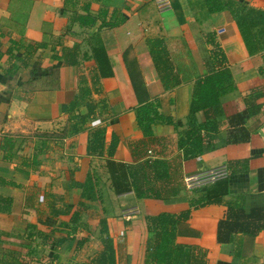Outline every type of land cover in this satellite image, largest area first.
Returning a JSON list of instances; mask_svg holds the SVG:
<instances>
[{"label": "crops", "instance_id": "0c3cea01", "mask_svg": "<svg viewBox=\"0 0 264 264\" xmlns=\"http://www.w3.org/2000/svg\"><path fill=\"white\" fill-rule=\"evenodd\" d=\"M88 1L87 12L94 17L90 25L75 19L84 12V0H0V144L4 136L13 142L6 149L0 145V175L14 182L0 186V193L12 198L10 211L0 213V250L10 261L21 258L29 264L34 259L44 264L52 254L63 264L86 262L100 246L98 238L94 237L95 243L87 238L80 245L76 238L55 242L65 229H51L59 228L56 223L66 216L38 214L34 206L45 189L72 203L79 189L70 182L83 180L89 171L100 195L95 216L102 207L116 264H146L149 232L143 216L187 208V200L214 180L205 179V174L224 167L227 192L219 202L190 207L189 216L177 224V240L198 244L206 264H264V35L259 47L249 52L228 12L209 13L201 0H170V6L162 9L154 0ZM244 2L246 7L264 9V0ZM208 30L215 32L235 84L220 96L224 116L235 112L238 116L232 123L223 121L200 154L181 161L182 177L195 175L200 177L197 182L187 186L183 181V188L167 199L135 197L131 190L115 194L105 156L86 153L89 131L104 127V145L111 133L117 136L112 154L117 161L146 155L174 157L193 84L212 68L203 37ZM151 36L163 38L179 77L169 89H163L148 52L146 39ZM94 42L102 44L111 68L110 75L100 77L98 92L90 83ZM5 68L11 71L4 73ZM79 86L90 89L85 99L94 104L83 120L79 116L85 105L63 109ZM147 100H157L158 110L173 122L152 124L150 140L134 118V108ZM9 152L13 155L4 157ZM20 156L27 163L23 169ZM26 198L31 206L24 204ZM228 206L236 208L238 221L228 237L219 240L217 223L225 218ZM44 217L51 218L52 226ZM95 226L77 229L91 232ZM38 230L47 236L33 233ZM35 247L41 254L38 250L37 256L33 254Z\"/></svg>", "mask_w": 264, "mask_h": 264}, {"label": "trees", "instance_id": "16d2710c", "mask_svg": "<svg viewBox=\"0 0 264 264\" xmlns=\"http://www.w3.org/2000/svg\"><path fill=\"white\" fill-rule=\"evenodd\" d=\"M201 3L209 13L220 10L228 12L249 52L259 47L260 40L264 35V9L246 7L244 0H201ZM88 6L89 1L84 0L81 6L84 12L75 16L80 24L90 25L94 21V17L87 12ZM255 25L258 27L253 30L252 27ZM203 37L204 41L209 44V62L212 68L207 74L197 78L193 84L184 125L177 130L175 142L179 152L174 157L146 155L131 162L117 161L112 158L117 136L111 133L109 140L104 145V127L93 128L89 131L86 153L105 156L110 185L115 194L131 190L135 197L157 199H167L176 195L184 186L180 170L181 161L200 154L215 138L223 121L232 123V118L238 116L236 112L224 116L220 102L221 94L235 88L224 50L215 38L213 30L203 32ZM146 43L163 89H169L179 83V77L173 68L163 38L161 36L147 37ZM90 52L95 62L90 73L91 89L98 92L100 77L110 75L111 68L101 43L91 44ZM10 71V68H5L4 73ZM89 92L88 87L79 86L73 98L63 105V109L65 107V110H71L80 104L85 105V113L79 116L83 120V117L91 113L94 107L90 100L85 99ZM158 105L157 100H147L134 108L135 123L148 140L152 136V124L157 122L173 123L170 115H165L158 110ZM197 113H200V118L197 117ZM0 145L6 149L10 148L13 142L8 136H4ZM11 155L13 154L9 152L4 154V157L9 158ZM18 163L22 165V167L19 166L21 169L27 165L25 157L21 156ZM226 175L227 172L225 176L208 183L200 194L189 198L187 208L175 212L158 211L143 216L145 229L149 232L144 246V262L146 264H206L205 251L198 244L177 240L179 235L177 224L189 216L190 207L213 201L219 202L227 192ZM5 184H14V182L0 175V186ZM70 185L79 189L78 199L70 203L63 198L62 194L45 189L42 191L41 197L35 200L34 209L38 214L46 212L51 218L65 215L66 218H60L56 223L59 228L51 229H65V235L54 238L55 242L76 238L77 245H80L87 237V234H79V229H83L87 224L84 216L88 208L94 205L92 203L96 204L97 200L100 201V195L96 181L92 179L89 171L83 180H72ZM56 201L60 203L56 205ZM11 202L12 198L9 194L0 193V213L9 212ZM24 204L31 206L32 201L26 198ZM227 209L225 218L218 220L217 223L216 238L219 240L226 239L227 233L233 230L238 221L239 214H237L236 208L228 206ZM102 212L103 208L101 207V214L96 217L97 238L100 246L88 257L86 262L81 264H116V248L108 233L105 216ZM49 223L53 224V221ZM26 226L33 227L34 225L27 223ZM27 233L32 232L28 231ZM33 233L41 238L47 236L39 230ZM0 252L2 254L0 264H29L21 258L10 261L5 256L6 252ZM44 264L63 263L58 262L55 259V254H52Z\"/></svg>", "mask_w": 264, "mask_h": 264}, {"label": "rangeland", "instance_id": "374dc122", "mask_svg": "<svg viewBox=\"0 0 264 264\" xmlns=\"http://www.w3.org/2000/svg\"><path fill=\"white\" fill-rule=\"evenodd\" d=\"M60 202L59 201H56L55 202V204L56 205H58ZM92 204H94L92 207H89L88 208V210H87V212H86V215L84 216V219L87 221V224L88 225H92V227L96 224L95 222H96V217L97 216H95V208H99V206H100V203L99 202H96V206H95V203H92ZM91 204V205H92ZM93 208H94V211H93ZM42 216V215H41ZM35 218H36V221L37 222H39V223H41L42 221H44L43 219L41 220V218H40V215L38 216L37 215V217H36V215H35ZM46 217H44V219H45ZM48 220H50V221H52L51 220V218H49ZM48 220H46L45 219V221H46V223H49L50 221H48ZM43 223V222H42ZM51 226H52V224H50ZM97 227V225L95 226V228ZM97 229H98V227H97ZM97 229H93V230H91V232L90 231H88L87 230V232L85 231V230H82L81 231V233H79V234H82V235H86L87 234V237H86V239L88 238H91V239H89V240H91L92 242L91 243H95L94 241H95V238L94 237H97L96 235H97ZM78 234V235H79ZM94 239V240H93ZM89 244V243H88ZM91 248H93V247H91ZM32 249V248H31ZM33 250V254L35 255V256H37V251L36 250H38L39 251V248H34V249H32ZM1 251V250H0ZM7 251V250H6ZM47 252L49 253L50 251H49V249L47 250ZM39 253L41 254V251H39ZM47 253V254H48ZM11 254L12 255H14V254H17V252H11ZM39 256V255H38ZM41 261V262H40ZM39 262H37V259H34V261H33V264H39V263H42L43 261L42 260H40Z\"/></svg>", "mask_w": 264, "mask_h": 264}, {"label": "built area", "instance_id": "2783aa9c", "mask_svg": "<svg viewBox=\"0 0 264 264\" xmlns=\"http://www.w3.org/2000/svg\"><path fill=\"white\" fill-rule=\"evenodd\" d=\"M154 3L157 8L162 9V8H168L170 6V0H154ZM147 153H150V150L147 149ZM225 168H218V169H213L210 170L208 173L205 174L204 178L205 179H216L219 177L225 176ZM200 177L191 175V176H186L183 178V181L185 185L190 186L193 182H197Z\"/></svg>", "mask_w": 264, "mask_h": 264}]
</instances>
